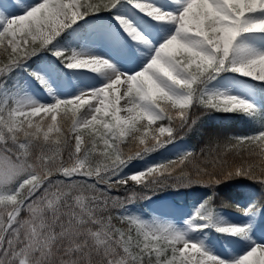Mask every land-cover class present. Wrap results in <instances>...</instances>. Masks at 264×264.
Segmentation results:
<instances>
[{
	"label": "snow or ice",
	"instance_id": "obj_1",
	"mask_svg": "<svg viewBox=\"0 0 264 264\" xmlns=\"http://www.w3.org/2000/svg\"><path fill=\"white\" fill-rule=\"evenodd\" d=\"M125 5L155 30L113 15L143 46L138 67L118 68L87 44L59 46L80 21ZM42 51L104 82L57 97L27 66ZM18 69L52 102L31 98L13 78ZM229 74L264 87V0H0V264H264V244L250 240L249 226L220 223L213 203L229 181L264 190V102L230 91ZM211 113L244 116L259 128L222 144L201 128ZM192 132L206 136L199 153L185 150L125 173ZM125 145L135 148L125 152ZM192 186L212 191L185 229L131 210L138 198ZM121 191L131 195L121 200ZM220 206L254 216L264 204L241 209L220 199ZM208 228L250 246L225 258L188 238Z\"/></svg>",
	"mask_w": 264,
	"mask_h": 264
},
{
	"label": "rangeland",
	"instance_id": "obj_2",
	"mask_svg": "<svg viewBox=\"0 0 264 264\" xmlns=\"http://www.w3.org/2000/svg\"><path fill=\"white\" fill-rule=\"evenodd\" d=\"M155 3L156 0H154ZM158 4V3H157ZM160 4V3H159ZM127 5L123 6L126 7ZM120 7V8H123ZM117 9L113 10V12H101L99 14H96V16H89L85 20L80 21L77 26H75L73 29L68 30L64 36L65 37V45L67 47H75L80 48L84 43L86 42V37L89 35L92 31H96L98 27V21L101 19H113V15L115 14V11ZM150 25L153 26L152 22H149ZM82 27H85L82 28ZM63 37V36H62ZM62 37L59 40V46L63 47L61 44V41L63 40ZM130 47V46H129ZM131 49V47L129 48ZM128 49V50H129ZM98 51V49L96 50ZM96 51H93V53H97ZM122 55L126 56L128 55V51H121ZM55 57H52L50 59L51 62H43V63H36L34 67L31 69V71L39 72L44 78L48 81L49 86L52 88L53 93L57 97H68L76 95L79 91L88 88L91 85L83 86V88H75V87H66V80L68 76L72 74L71 70H68L64 68L63 65L60 66V64L54 60ZM144 58V57H143ZM143 58L140 59V61H134L133 64L129 65V69H132L134 67H138L140 62H142ZM40 65L44 66L45 72L39 71ZM90 77H95V74H88ZM13 76L15 77V80H18L24 88L30 84L32 85L34 89V93L38 94L41 93H48L45 91L43 87H41L40 83L35 80L31 75L28 74V72L24 71L23 69H18L13 73ZM229 78H232V75L229 74ZM236 79V78H235ZM239 84L245 88H249V92L246 93L244 90L238 92V94L245 95L247 97H250L257 102H260L263 100L264 94L259 92V89L262 88L260 85L247 81L245 79H239L237 78ZM103 83V82H102ZM102 83H99L97 87H99ZM57 88V89H56ZM69 88V89H68ZM42 103H51V101H40ZM135 148V146H134ZM185 150H189V145L186 140H177L172 144L167 145L165 148H162L158 150L157 152H154L150 154L147 158L144 160H137L133 161L131 165L127 169H125V173L130 171H139L143 168L147 167L148 165L165 161L168 159L174 158L178 153L183 152ZM134 186V185H133ZM135 187V186H134ZM245 191L247 192L249 197H252L250 204L253 201L261 202L264 204V190L261 189V187H255V186H245ZM131 195V194H127ZM171 194L168 192H162L160 195H152L150 199L143 200V199H136L134 205L131 206V210L136 212L137 214L141 215L143 218L147 219L151 216H155L157 218L163 219L167 222L172 223V218L166 219L163 216H160L159 213L154 212L153 207L151 206L152 202H167L169 203L170 207L176 210L183 209L186 211V215L188 216L186 220L193 215L194 210L205 200L207 197V193H192L189 196H186L185 193L180 192L176 196V201H172V199L169 197ZM126 196V195H125ZM121 200L124 199V197H121ZM144 201L142 205H139L137 202ZM214 203V202H213ZM214 206L216 207V203H214ZM248 206H246L247 208ZM217 208V217L216 219L220 223H230V224H247L249 226V237L252 239V241H255L257 243L264 244V207L261 208L260 212L254 216H245L240 211L230 210V209H224V208ZM254 218H259L260 221L258 222H251L249 220H252ZM193 232V231H192ZM196 235H200L201 239L205 242L207 245L208 242L212 243L214 245H220L224 246L227 243H230L233 246V250L237 253V255L243 254L244 251L247 250V248L250 246L248 241L241 240L239 237H233V236H227L222 233H218L214 230V228H208L205 229L203 232L198 233L194 232ZM219 250V249H218Z\"/></svg>",
	"mask_w": 264,
	"mask_h": 264
},
{
	"label": "bare ground",
	"instance_id": "obj_3",
	"mask_svg": "<svg viewBox=\"0 0 264 264\" xmlns=\"http://www.w3.org/2000/svg\"><path fill=\"white\" fill-rule=\"evenodd\" d=\"M156 2L158 4L159 3L161 4L164 2V0H156ZM115 14L127 15L129 19H131L132 21L133 20L136 21V24L141 23L142 26L139 27L140 29L155 34L154 26L149 24V22L151 21H149L145 17H142L141 15H138L137 12L132 10L130 7L126 6L123 8H118L115 11ZM98 27L99 28L96 31H92L86 37L87 39L84 45L87 44L89 51L93 52L98 49V51H96L97 53L94 54L109 58L111 62H113L118 68H122L124 70H128V67H130L129 65L133 64L134 61L136 62L140 61V59L144 57L143 46L133 45V42L130 41L127 38V36L124 40V43L123 44L121 43L123 39H121L120 36L119 25L116 24V21L114 19H108V18L101 19L98 21ZM129 46L131 47V49H129L130 48ZM121 51H125V52L128 51V53H135V57H132L129 54L124 56L122 55ZM39 71L45 72L44 66L40 65ZM71 72L72 74L68 76L67 80L65 81L66 87H70V88L75 87L78 89L88 85H91L89 87H97L99 83L104 82L103 77L99 74H95L96 75L95 77H90L88 74H94V73L85 72V71H75V70H71ZM239 79H243V78H239ZM226 83L228 84L229 90L235 93H238L242 90L248 93L250 90L249 88H245L241 86L237 78L236 79L228 78ZM24 90L31 98L39 102L42 100L43 101L52 100V97L48 93L39 92L38 94H35L34 89L30 84H28L24 88ZM151 206L153 207L154 212L159 213L160 216H163L166 219L172 218L173 220L172 223L175 224L177 227H180L182 229H185L187 227L184 224V221L188 217L186 215L185 210L173 209L170 207L169 203L163 201L152 202ZM249 221L254 223L260 220L259 218H254ZM188 238L193 240L194 242L201 243L208 251H210L215 255L225 258L238 256L237 253L233 250V246L230 243H227L224 246H220V245L217 246L208 242V244L206 245L203 239H201V236L196 235L192 231H188Z\"/></svg>",
	"mask_w": 264,
	"mask_h": 264
},
{
	"label": "trees",
	"instance_id": "obj_4",
	"mask_svg": "<svg viewBox=\"0 0 264 264\" xmlns=\"http://www.w3.org/2000/svg\"><path fill=\"white\" fill-rule=\"evenodd\" d=\"M63 45H65V42H63ZM52 56L53 55L50 52L42 51L37 56L32 57L27 62V66L29 69H31L37 62H44L50 60ZM56 61L58 60L56 59ZM59 64L62 65L60 62ZM13 78L15 77L13 76ZM259 92L264 94V87L260 88ZM262 97L263 100H261L260 102H264V96ZM201 128L203 131H206L208 133L218 134V139L223 144V142L229 137H233L235 135L251 134L252 132H254L259 128V124L256 121L249 120L247 117L244 116L222 115L218 113H211L209 116L203 119L201 123ZM205 139L206 136L197 132H192L184 138V140H186L189 145V149H194L196 150L197 153H199L200 148L204 146V143L206 142ZM134 146L135 145H125L124 146L125 152L128 151L129 147L134 148ZM64 157L65 159L67 158V152L64 153ZM189 168H191V165H189ZM245 186L260 187L258 184H255L247 179H237L220 185L216 189L217 199L214 200V203H216V207L221 208L220 199H223L232 205H239L241 209L246 208V206H248L251 202L247 200H251L252 197L248 196L247 192L245 191ZM211 191L212 190L208 188L192 186V187H181L176 189L167 188L163 191L156 192L154 195H160L162 192H166V193L169 192L171 195H174V199H176L175 195H178L180 192L185 193L186 196H189L192 193H199V194L207 193L208 196L211 194ZM112 194L116 195L117 193L113 192ZM127 194H131V192L125 193L121 191L119 193V196L125 197V195ZM143 202L144 201L141 202L138 201L137 203L139 205H142ZM223 208L224 209L227 208L232 211L233 210L238 211L236 207H223ZM116 211L117 209H112L111 214L115 216ZM116 223L119 225L118 221H116Z\"/></svg>",
	"mask_w": 264,
	"mask_h": 264
}]
</instances>
